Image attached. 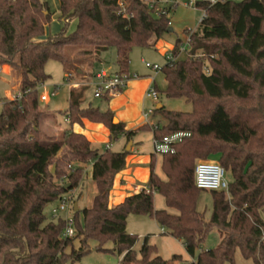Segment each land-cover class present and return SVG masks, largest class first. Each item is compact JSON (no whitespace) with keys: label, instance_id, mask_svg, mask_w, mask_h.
Wrapping results in <instances>:
<instances>
[{"label":"trees","instance_id":"obj_1","mask_svg":"<svg viewBox=\"0 0 264 264\" xmlns=\"http://www.w3.org/2000/svg\"><path fill=\"white\" fill-rule=\"evenodd\" d=\"M196 6L206 16L196 29L184 31L191 39L188 56L165 62L160 70L166 80L162 92L184 98L191 104L189 112L161 106L152 115L159 113L162 119L126 130L122 122L113 123L109 108L82 105L83 91L68 92V125L82 119L101 123L110 140L123 136L129 142L144 131L157 140L189 134L174 143L173 152L159 154L164 178L154 170L157 156L152 152L147 188L109 207L114 176L124 168L129 151H99L70 128L56 137L42 133L39 86L49 78L44 66L48 60L70 63L67 45L86 55L89 48L98 55L114 47L115 73H127L132 46L159 40L170 24L162 10L176 6L151 7L145 0H59L62 27L40 39L53 14L46 0H0V66L8 65L20 79L19 98L4 99L0 111V264H73L89 252V239L97 242L98 251L121 256L120 264L184 261L177 254L162 258L147 236L136 251L138 236L126 231L129 214L149 216L180 240L192 258L184 264H234L236 251L253 264H264V0L198 1ZM72 20L76 26L68 32ZM181 43L175 41L174 55ZM77 62H71L76 71ZM70 76L68 71L66 81ZM211 158L232 179L229 198L223 190H209L212 209L205 220L197 209L203 189L196 187L193 171L196 160ZM89 163L97 192L90 207L72 212L75 233L64 238V219H48L45 208L62 195L70 198ZM153 193L175 212L154 208ZM212 227L220 233L218 243L199 250ZM107 241L112 249L104 248Z\"/></svg>","mask_w":264,"mask_h":264},{"label":"rangeland","instance_id":"obj_2","mask_svg":"<svg viewBox=\"0 0 264 264\" xmlns=\"http://www.w3.org/2000/svg\"><path fill=\"white\" fill-rule=\"evenodd\" d=\"M47 1V0H46ZM186 0H177L178 4L175 8L167 12V15L170 19L169 27L172 29L171 31H166L162 37L157 40L155 43H151L150 46L140 47V46H132L129 52V72L136 73L142 77L147 73H151L153 75L154 72L159 73L156 77V84L159 88L158 99L153 100L151 98L146 97L145 99V109H155L157 104L163 103L165 108L169 111H177V112H189L191 110V104L187 102L184 98H168L163 92L164 81L162 80V75L160 70L151 71L149 68L145 66V63L155 64L161 67L165 63V56L171 52V49L177 39H180L182 43L186 41V34L184 31L186 29L194 30L197 28L199 21L202 17V9L197 6H187L184 5L183 2ZM201 1V0H196ZM233 2H239L241 0H230ZM59 15V12H58ZM58 17V16H57ZM56 17V18H57ZM60 29L62 27L61 24ZM76 26V21L72 20L68 25V32L74 30ZM53 29V25L49 30ZM59 29V30H60ZM57 31H53L48 35H52ZM89 52L86 54H79V48L73 45L65 46L64 50L70 61H78L76 67L81 69L83 75L79 76L73 66V63L63 64L55 60H48L44 66V71L49 75V78L44 82V84L39 86V94L46 93L48 95V100L42 101L39 98V107L43 112V115L40 118L39 126L40 131L47 136H53L55 133L59 134L64 130V126L66 123L64 121L65 114L64 112L68 108V90L69 85L71 89L76 91H83L82 97L90 92V88H87V84L89 79L87 77L90 74L91 66L103 67L104 69H108L109 72H114L116 69L115 58L116 52L114 47H109L107 50L102 51L99 55L94 52L93 48H89ZM165 52V53H164ZM188 56L187 52L180 54L177 59H182ZM82 63V64H81ZM3 65V64H2ZM12 70V69H11ZM13 71V70H12ZM71 72V80L66 81L67 72ZM154 73V74H157ZM12 78L9 79L5 77L7 81L10 82V85L7 86V90L9 91L7 94L4 92V86L0 85V111H1V101L4 99H16L19 98V76L14 71L11 73ZM3 78V77H2ZM39 95V96H40ZM91 104L93 106H98L102 110L107 108V102L102 101L101 99L92 98ZM54 118V119H53ZM162 119L159 113H154L149 117V121ZM55 120V122H54ZM43 121H47L48 125L44 126ZM163 121V120H162ZM59 122V123H58ZM51 123V124H50ZM56 123V125H55ZM152 123V122H151ZM52 125L55 127L53 129ZM67 126V125H66ZM57 131V132H56ZM55 137V136H54ZM135 139L140 140V152L135 154L145 155L153 152L152 149V141L153 137L150 131H144L139 134ZM105 144L107 141H103L100 144L92 143L91 146L93 148H97L99 150L105 149ZM128 143L125 147H111L112 150H122L126 149ZM157 163L155 165V172L161 177L164 178V175L160 168V156L156 153ZM199 160H196V162ZM209 161L217 162L215 158H211ZM195 162V163H196ZM77 165L73 163V166ZM85 169H88V174L85 173L84 170L82 183H85V179H89V185L87 187H82L81 183L73 189L72 192L69 193L70 196V206L68 212L66 214H61V218L64 219L65 215L71 216L73 219V206L74 203H77V210L89 207L91 204V199L95 193V185L93 181L90 180L91 167L84 165ZM54 170V166H52ZM52 170V171H53ZM138 181L142 182V187L144 189L147 188L148 175L145 177L139 175ZM224 179L229 183L232 179L231 175L225 171ZM93 185V186H92ZM227 198H229L228 192H225ZM53 205H56L53 204ZM53 205H48L45 208L46 217L51 219L50 210ZM153 206L156 209H168L165 205L163 197L158 193H153ZM197 209L203 214L205 220H207L210 216L212 209V202L209 190H201L199 194V198L197 201ZM170 212L174 213V209H168ZM58 218H53L54 220ZM158 224L154 219L150 218L147 215H135L129 214L126 220V231L130 234H134L138 236V241L134 245V249L138 251L140 248L143 239L145 236L148 237L149 244H152L156 248V252L164 259H169L172 255H182L186 256V252L178 239L172 237L166 230L165 232L160 231ZM220 239V233L217 231L216 227L210 228L206 238L200 245L199 250L213 248ZM75 246L77 247V240L74 241ZM87 246L89 252L84 254L82 258L78 261H75L73 264H120V258L117 253L114 252H103L98 251L96 249L97 242L95 240L89 239L87 241ZM104 248L112 249L113 244L111 241H107L104 244ZM183 259V257H182ZM178 262V261H177ZM179 264V263H177ZM228 264V263H226ZM234 264H253L251 259H245L241 256L239 251H236Z\"/></svg>","mask_w":264,"mask_h":264},{"label":"crops","instance_id":"obj_3","mask_svg":"<svg viewBox=\"0 0 264 264\" xmlns=\"http://www.w3.org/2000/svg\"><path fill=\"white\" fill-rule=\"evenodd\" d=\"M46 2L48 4L50 10L53 12V14H52L51 22L45 26L44 35L42 37H40V39H43L49 33L53 32V31H57L60 29V25H59L60 22L56 18L58 16L59 0H47ZM51 25H53V29L49 30V27L51 28ZM100 70H105V71L109 72V70L106 68L104 69L103 67H96V66L93 67V65L91 66L90 74L87 75V77L89 79L88 83H91V81L94 79L95 74ZM116 70H117V67H116L115 71ZM115 71L109 72V73H115ZM12 72L13 71L11 70V68L8 65L3 64L0 66V85L2 84L1 86H4L5 94H7L9 92L7 90V86L10 85V82L7 81L5 79V77H8L9 79H11L12 78V76H11ZM154 73H157V72H154ZM154 73L152 75L149 72L145 75H142V77L139 75L138 78L129 80L127 82L126 86L119 93L114 94L113 96L109 97L107 100V108H109L111 111H113L114 118H116L118 122L119 121L122 122L124 125V128L126 130L135 129V128L141 126L143 123H145V120L143 117V112L146 110L144 108L145 107V99H146L145 92L151 86H153L155 88L157 93H159V91H160L159 88L157 87V84H156V77L159 73H157V74H154ZM160 73L162 75V80L164 81V87H163V90H164L165 86H166V80H165L164 75L162 74L161 71H160ZM77 74L79 76H81L83 74L81 69H77ZM83 76H86V75H83ZM83 76H81V77H83ZM87 88H90L89 89L90 92L81 98V104L82 105H87V104L91 103L90 102L91 99L94 98L92 95V89H91L90 85L87 84ZM70 89H71V87L69 85V90ZM69 90H68V92H69ZM1 103H2V101H1ZM157 105L163 106L165 108L163 103H159ZM64 121L66 123L65 125H63L64 129L70 128L72 131L84 135L90 141L91 144L92 143L100 144L103 141H107V144H105V148H109L110 150H112L111 147H117L118 149H120V147H125L127 145V143L130 142V147L128 150L122 149V150L129 151V153L125 158L124 168L122 170H120L114 176L113 185H112V188H111L110 193H109V200H108L109 207H113V206L117 205L118 203L122 202L126 196L133 194V193H137L141 189H144L142 187V182H139L137 177L139 175H141L142 179H143V177H145V175H148V178H149V174H150L149 162H150V155L152 152H150L149 154H145V155H139V156L135 155V154H138L140 152V148H139L140 140H137L135 138L139 134H141L142 132L137 134L129 142H126V140L123 136H119L118 138H116L114 140H110L108 128L105 127L101 123H96V122L89 121L87 119H82L80 123H74L72 125H68L66 116L64 118ZM54 122H55V120H54ZM149 122H151V121H149ZM42 123H44L43 124L44 126L48 125L47 121H43ZM55 125H56V123H55ZM49 126H52V125H49ZM52 127H53V129H55L54 126H52ZM39 129H40V126H39ZM151 134H152V132H151ZM54 136L56 137V136H58V134L55 133V135H53V137ZM118 149L112 150V151H121ZM97 150H99V149H97ZM99 151H103V150H99ZM156 163H157V161H156ZM88 166L91 167V173H90L89 177H90V180L93 181L92 180L91 163H89ZM85 170H86L85 173L88 174V169L86 168ZM154 170H155V167H154ZM82 180H83V178H82ZM80 183L82 184L81 185L82 187H87V185H89V179H85V183L84 182L83 183L80 182ZM93 184L95 185L94 182H93ZM96 192H97V190H96V186H95L94 195L96 194ZM94 195H93V197H94ZM93 197H92V199H93ZM92 199H91V204H92ZM91 204H90V206H91ZM159 228H160L159 229L160 231L165 232L164 228H161V227H159ZM178 241H180V240H178ZM181 244H182V242H181ZM182 246H183V244H182ZM182 257L184 260L183 262L192 260V258H190L187 254H186V256H182ZM183 262L182 261L181 262L176 261V262H174V264H177V263L184 264Z\"/></svg>","mask_w":264,"mask_h":264},{"label":"built area","instance_id":"obj_4","mask_svg":"<svg viewBox=\"0 0 264 264\" xmlns=\"http://www.w3.org/2000/svg\"><path fill=\"white\" fill-rule=\"evenodd\" d=\"M149 6L159 5V6H176L178 4L177 0H145ZM210 4H213L217 1L223 0H201ZM198 1L196 0H186L183 2L184 5L187 6H196ZM163 13L168 11L162 10ZM202 17L200 21L206 16L204 10H202ZM191 45L190 33L186 34L185 43H181L179 46L177 53L174 55L172 52L165 56V62H173L180 56V54L184 53L189 49ZM145 66L152 71L161 70V67L155 64L145 63ZM139 75L136 73H109L105 70L98 71L94 79L91 83H88L92 89V95L94 98H101L106 96L107 98L113 96L114 94L119 93L127 84V82L131 79L138 78ZM69 83V81H68ZM43 85V84H42ZM41 85V86H42ZM71 85V84H70ZM145 96L151 98L153 100L158 99V93L153 86L149 87ZM40 100L46 101L48 100V95L46 93H42L40 95ZM153 109H148L143 112V117L145 122H149V117L152 115ZM151 124V123H150ZM189 135L184 132H176L167 136H164L162 139H153L152 141V150L154 153L162 154L173 152L174 143L180 141L184 136ZM194 183L196 187L203 190H223L227 192L228 190V182L224 179V170L217 162H211L209 160H199L196 162L194 166ZM70 198L65 194L60 197L56 205H53L50 214L52 218L60 217L61 214H66L68 212L70 206ZM65 226L63 229L62 237H72L74 235V227H73V219L71 216L65 215L64 217Z\"/></svg>","mask_w":264,"mask_h":264},{"label":"water","instance_id":"obj_5","mask_svg":"<svg viewBox=\"0 0 264 264\" xmlns=\"http://www.w3.org/2000/svg\"><path fill=\"white\" fill-rule=\"evenodd\" d=\"M172 29L170 28V27H168L167 28V31H171ZM161 106L160 105H157V109L158 108H160ZM118 121H117V119L116 118H113V123H117ZM129 147H130V142L128 143V146H127V148H126V150H128L129 149ZM53 170V169H52ZM73 209L74 210H77V203H74V206H73Z\"/></svg>","mask_w":264,"mask_h":264}]
</instances>
